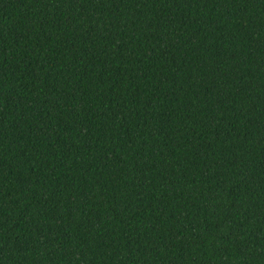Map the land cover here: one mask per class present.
<instances>
[{
  "label": "trees",
  "instance_id": "1",
  "mask_svg": "<svg viewBox=\"0 0 264 264\" xmlns=\"http://www.w3.org/2000/svg\"><path fill=\"white\" fill-rule=\"evenodd\" d=\"M0 264H264V0H0Z\"/></svg>",
  "mask_w": 264,
  "mask_h": 264
}]
</instances>
